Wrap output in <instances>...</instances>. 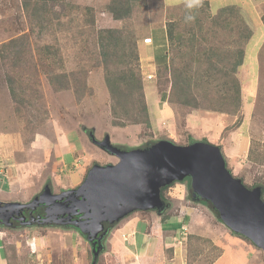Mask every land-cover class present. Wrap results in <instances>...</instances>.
Segmentation results:
<instances>
[{
	"label": "rangeland",
	"instance_id": "374dc122",
	"mask_svg": "<svg viewBox=\"0 0 264 264\" xmlns=\"http://www.w3.org/2000/svg\"><path fill=\"white\" fill-rule=\"evenodd\" d=\"M109 1L67 0L50 4L47 13L50 23L42 30L24 12L21 0H0V48L21 35L27 36L31 50L28 59L40 72V85L36 88L45 105L41 111L14 105L6 84L9 62L0 58V202L30 203L47 185L52 186L54 194L78 188L94 165L118 162L98 146L105 138H110L112 145L122 149L148 147L161 138L171 139L181 146L198 141L211 143L222 149L234 177L250 189L262 187L264 197V54L261 59L257 54L263 34L253 28L254 38L247 46L244 65L238 72L244 90L242 126L227 133L228 127L237 123L239 116L221 115L210 110L195 111L162 101L171 86L158 83V61L153 56V44L144 39L151 31L164 28L170 20L182 18L185 9L184 5H179L185 0H144L145 4L141 3L128 23L137 30L138 45L147 49L140 58L139 71L150 106L151 127L119 128L112 124L111 97L102 68L90 71L88 85L91 91L83 99H78L74 85L67 91L54 92L41 68L42 64L49 63L57 72L89 70L92 59L88 54L94 51L96 35L91 30L121 29L125 24L115 21L107 12ZM257 1L258 5L264 2ZM211 2L212 13H215L241 0ZM65 3H72L76 9L68 12ZM88 9L94 11V28L86 25L91 18ZM203 25L205 29L211 28V20ZM233 29L235 31L213 27L204 39L197 37L198 47L222 48L220 53L224 55V49L237 45L235 35L239 30L235 26ZM181 31H185L183 26ZM44 46L59 52L56 59L41 57L39 51L43 52ZM199 50L201 58H205L206 54ZM172 56L170 53L169 57ZM210 59L216 67L221 65L213 57ZM196 68L200 66L194 65L193 70ZM25 79V83L35 85L30 78ZM250 148L254 156L263 155L261 163L249 160ZM163 198L171 204L166 212L160 215L136 212L130 220H122L113 227L95 264H130L134 262L132 253L145 250L146 233L154 236L157 248L158 237L171 232L170 241L174 245L177 241L173 236H179L183 226L188 229V249L182 255L187 264H216L219 261V264H264L263 251L232 233L209 205L192 200L189 179L167 187ZM127 226L138 232L135 244L122 234L129 230ZM156 251L161 252L158 248ZM93 263L91 245L76 229L43 226L36 222L16 226L0 224V264Z\"/></svg>",
	"mask_w": 264,
	"mask_h": 264
},
{
	"label": "trees",
	"instance_id": "16d2710c",
	"mask_svg": "<svg viewBox=\"0 0 264 264\" xmlns=\"http://www.w3.org/2000/svg\"><path fill=\"white\" fill-rule=\"evenodd\" d=\"M66 1L21 0V7L30 16L32 22L43 30L50 23L47 15L48 6ZM141 3L145 4L144 0L109 1L106 7L107 12L115 21L125 22V24L121 29L91 30L96 35L94 51L88 54L92 59L89 70L66 73L57 72L49 63L41 65L42 73L54 92L67 91L74 85L77 88L78 99H83L91 91L88 85L90 71L102 68L105 84L111 97L112 124L119 128L151 127L150 106L146 100L143 79L139 71L140 58L145 55L144 52L147 49L141 44L138 45L140 39L137 37V30L129 27L128 23L138 7L142 5ZM65 4L68 12L76 9L72 3ZM184 4L185 2L179 6ZM87 11L91 14V18L89 22L86 21V25L94 28V11L93 9ZM240 12V7L229 5L214 15L211 1L201 0V6L195 11L196 19L192 26H189L190 23L182 22L184 14L182 18L176 17L170 20L164 28L151 31L149 37L144 39L145 42L151 40L153 44V56L158 61V83L171 86V90L162 96V101L195 111L210 110L221 115L239 116L237 123L228 127L227 133L238 130L243 123L244 116L241 115V110L244 107V90L238 72L244 65L246 47L254 36ZM232 18L237 21H233ZM207 20H211L212 27L205 29L203 23ZM261 21L264 27V12L261 15ZM182 26L185 28L184 32L181 31ZM234 26L239 30L238 35H235L237 45L236 47L230 45L231 48L224 49V55L220 53L222 48L198 47L197 37L204 39L205 34H210L213 27L235 31ZM199 49L206 54L205 58H201ZM39 52L41 57L49 59H56L59 53L50 46H44L43 52ZM30 53V44L26 35L10 40L2 44L0 48V58L9 62L6 84L12 102L16 106L33 107L41 111V107L45 108V105L41 101V93L36 88L40 85L38 77L40 72L28 59ZM170 53H173L172 57H169ZM210 56L221 65L216 67ZM178 61L182 62L178 63ZM194 65L200 66L203 70L200 68L193 70ZM25 77L30 78L35 85L25 83L27 80ZM160 140L173 142L167 138ZM249 160L261 163L263 155L254 156V151L250 148ZM166 189L162 191V194Z\"/></svg>",
	"mask_w": 264,
	"mask_h": 264
},
{
	"label": "water",
	"instance_id": "95a60500",
	"mask_svg": "<svg viewBox=\"0 0 264 264\" xmlns=\"http://www.w3.org/2000/svg\"><path fill=\"white\" fill-rule=\"evenodd\" d=\"M98 146L118 162L94 165L76 189L54 194L47 185L30 203L0 202V224L9 226L13 220L76 229L93 245L95 264L113 227L136 212H166L171 204L162 191L189 179L192 200L209 204L225 227L264 254L263 188L249 189L234 177L220 147L205 141L181 146L160 140L144 148L122 149L110 138ZM40 206L45 207L43 217L15 218Z\"/></svg>",
	"mask_w": 264,
	"mask_h": 264
},
{
	"label": "crops",
	"instance_id": "0c3cea01",
	"mask_svg": "<svg viewBox=\"0 0 264 264\" xmlns=\"http://www.w3.org/2000/svg\"><path fill=\"white\" fill-rule=\"evenodd\" d=\"M177 2H179V1H176V3ZM182 3H184V2H182ZM211 5H212V2H211ZM235 5L240 7V11H241L240 13H241L243 18L245 17L244 20H245L246 24L253 31V34H254V29H253L254 27L257 31H259L263 34L262 35L263 43L260 46L261 48L259 47L257 50V54H259L258 57H259V59H261L262 58V50L264 49V27L262 26V21H261V15L264 12V2L261 3L260 5H258L257 0H241L240 3H235ZM226 6H229V5H226ZM226 6H224V7H226ZM257 6L260 7L261 10ZM217 13H218V11L213 13V14L215 15ZM253 38H254V36L252 37V39ZM246 49H247V47H246ZM262 69H263V66H262ZM257 85H258V83H257ZM142 214H144V213L142 212ZM132 217L133 216L131 215L130 217H128L127 220H130ZM143 219H145V218H143ZM127 227L129 230L126 229L125 230L126 233L123 232L122 234L124 235V237L128 236L129 239L133 240L134 241L133 243L135 244V240H136L135 236L137 237L138 232L135 231L134 228L132 229L131 226H127ZM183 229H186L188 231V229L186 227H184V226L181 227V231L179 233V236H177V237H176V235L173 236V237H175V238H173L174 241L175 240L177 241L176 244H174V245L170 241L171 240V238H170L171 232H169V233L164 232L162 236L158 237L159 239L157 238L159 240V244L157 245V248L159 250H161V252L159 254L156 251V249H157L155 246L156 244L153 242L154 236L146 233L144 236H145L147 242L145 243V241H144V243H143V244H145V250L142 253H137V252L132 253L133 258H134V262H132L130 264H187L186 260L183 259L182 255L184 254L186 249H188V234L185 238L182 237L181 233L183 232ZM184 247H185V249H184ZM136 248H137V241H136L135 250H137ZM219 262H217L216 264H219Z\"/></svg>",
	"mask_w": 264,
	"mask_h": 264
},
{
	"label": "clouds",
	"instance_id": "9594fccd",
	"mask_svg": "<svg viewBox=\"0 0 264 264\" xmlns=\"http://www.w3.org/2000/svg\"><path fill=\"white\" fill-rule=\"evenodd\" d=\"M201 6V0H185V23H193L196 19L195 11ZM233 174V173H232ZM183 237V236H182Z\"/></svg>",
	"mask_w": 264,
	"mask_h": 264
},
{
	"label": "flooded vegetation",
	"instance_id": "af4514ba",
	"mask_svg": "<svg viewBox=\"0 0 264 264\" xmlns=\"http://www.w3.org/2000/svg\"><path fill=\"white\" fill-rule=\"evenodd\" d=\"M187 180V179H186ZM62 192H64V191H62ZM61 192V193H62ZM162 198H163V194H162ZM164 200H165V198H163ZM203 203V202H202ZM45 215V207L44 206H40V207H38L37 209H36V211H34L33 213H31V211H29V210H25V212H24V214L23 215H16V217L15 218H18V219H22L23 218V216H26L27 217V220L29 221L30 219L29 218H32L33 216L35 217V218H39V217H43ZM11 223H14V224H11V225H19L18 224V222L17 221H13V220H11ZM64 227H66V228H70V227H68V226H64ZM90 245H91V248H92V251H94L93 249H94V247H93V245L90 243Z\"/></svg>",
	"mask_w": 264,
	"mask_h": 264
},
{
	"label": "built area",
	"instance_id": "2783aa9c",
	"mask_svg": "<svg viewBox=\"0 0 264 264\" xmlns=\"http://www.w3.org/2000/svg\"><path fill=\"white\" fill-rule=\"evenodd\" d=\"M182 236L185 238L187 236V232H186V229H183V232L181 233Z\"/></svg>",
	"mask_w": 264,
	"mask_h": 264
}]
</instances>
